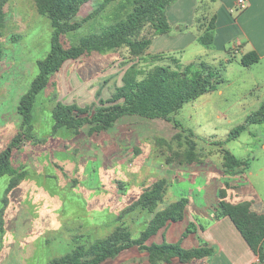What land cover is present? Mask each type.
<instances>
[{
  "label": "rangeland",
  "instance_id": "1",
  "mask_svg": "<svg viewBox=\"0 0 264 264\" xmlns=\"http://www.w3.org/2000/svg\"><path fill=\"white\" fill-rule=\"evenodd\" d=\"M102 1L90 0L83 5L77 16L82 25L65 35L67 46L78 44L82 37L102 30L132 9L131 0H116L94 18L84 20ZM212 4L217 8V3ZM5 9V26L0 36L4 49L0 66V152L23 130L18 106L39 72L38 61L51 50L53 33L50 19L39 13L35 0H7ZM145 34L150 35L149 27ZM213 46L210 49L196 41L185 52H176V56L183 62L201 57L221 67L228 52ZM147 56V62L135 58L126 47L93 51L66 61L51 76L35 103L33 137L23 138L14 148L13 166L25 174L24 178L10 186L15 178L13 174L0 177V264H49L70 251L77 241L88 243L107 237L124 224L133 237L141 235L153 213L136 209L119 218L129 206L116 213L118 203L114 197L123 193L125 187H142L135 176H126L124 169L134 165L135 159L141 163L143 159L139 157L144 154L140 149L130 158L131 150L121 152L113 145L114 140L126 146L137 142L150 148L151 144L144 141L160 138L152 145L158 153L149 154L148 163L156 162L157 155L168 161L175 153L184 154L190 148L188 139L195 142L194 157L199 156L200 160L190 163L185 160L187 154L175 160L172 168H178L182 176L189 175L187 172L198 174L199 169L208 171L209 175L198 176L193 184L177 181L171 184L175 197L189 200L188 212L196 224L192 231L215 250L211 257L193 264H224V256L216 257L224 242L221 237L224 222L214 225L224 217H213L220 211V189L225 191V200L249 201L254 210L263 212L264 122L252 124L236 139L227 140L229 133L246 123L248 116L264 102V86L250 90L259 73H264L263 64L249 67L234 62L225 71L221 68L218 89L187 102L172 114L171 120L127 115L107 131H94L91 124L77 132L63 128L54 131L52 114L57 104H76L89 109L101 102L109 104L106 101L123 85V76L132 65L146 72L157 63H172L171 57L160 55L163 58L157 62L149 52ZM218 141L224 144H217ZM62 142L68 143L64 152L55 149ZM222 147L250 161L239 176L224 174ZM146 185L145 181L143 186ZM103 186L105 190L99 191ZM163 204L161 201L159 209ZM185 222L187 229L189 221ZM181 224L178 221L177 226ZM162 235L167 236L165 231ZM137 257L136 263L144 264L139 254ZM128 261L124 253L102 264H129Z\"/></svg>",
  "mask_w": 264,
  "mask_h": 264
},
{
  "label": "trees",
  "instance_id": "2",
  "mask_svg": "<svg viewBox=\"0 0 264 264\" xmlns=\"http://www.w3.org/2000/svg\"><path fill=\"white\" fill-rule=\"evenodd\" d=\"M89 1L35 0L39 13L51 21L52 46L48 55L38 61L39 72L18 106L23 130L0 152V177L5 173L13 174L15 177L10 186H15L25 176L13 166L14 148L19 146L23 138L33 137L31 129L35 103L38 95L48 86L51 76L59 71L66 61L77 59L93 51L119 50L126 47L133 57L149 61L147 50L153 38L171 31L167 8L177 0H131L132 9L125 17L117 19L98 32L82 37L78 44L67 46L64 37L82 25V22L77 20V16L83 5ZM114 1L116 0H103L84 20L94 18ZM214 1L200 0L197 7L196 26L200 31L198 40L209 48L213 47L216 14L210 16L208 11ZM6 3L7 0H0V36L5 26ZM147 27L150 35L145 34ZM3 57L4 49L0 43V66ZM151 58L159 62L163 57L155 55ZM260 60L261 56L252 50L242 55L241 64L251 66ZM171 61L172 63L168 64L157 63L146 72L132 65L123 76V85L117 88L110 100L106 101L109 104L101 102L94 109L79 107L76 104H57L52 114L54 131L66 128L77 132L87 124H91L94 131H107L127 115L171 120L172 114L178 112L187 102L218 89L222 81L221 68L224 71L226 68L225 62L219 67L205 60L183 64L180 59L172 57ZM263 122L264 102L257 111L248 116L246 123L235 127L229 133L227 140L236 139L250 125ZM187 143L190 148L184 154L175 153L173 157L168 158L169 162L184 158L187 154L185 160L190 163L200 160L199 156L194 157L195 142L188 139ZM217 144L223 145L224 141H218ZM221 150L226 174L236 175L249 167L248 159H241L224 147ZM166 188V180L154 182L120 215L119 218H123L125 213L136 209L153 213L152 219L139 237H133L131 230L124 224L107 237L94 239L88 243L77 241L70 251L54 258L49 264H102L109 259L117 258L133 247L146 252L150 264L170 263L175 258L183 264H193L198 259L211 257L215 250L208 243L201 242L199 246L192 248L184 247L181 242L149 243L151 238L169 222L182 221L186 216L189 203L187 198H181L159 209ZM219 194L220 211L217 216L229 217L232 220L249 248L258 256L256 264H264V212L254 210L249 201L225 200L223 188L220 189ZM194 225L193 222L188 224L184 232L185 236L193 232L191 228Z\"/></svg>",
  "mask_w": 264,
  "mask_h": 264
},
{
  "label": "crops",
  "instance_id": "3",
  "mask_svg": "<svg viewBox=\"0 0 264 264\" xmlns=\"http://www.w3.org/2000/svg\"><path fill=\"white\" fill-rule=\"evenodd\" d=\"M199 1L200 0H177L167 8L168 20L170 21L172 26L171 31L166 34L155 36L149 49L147 50V54L149 52V54H151L152 56L163 55L171 58L178 57L176 56V52H185L186 49H188L190 45L196 41L200 43V41L198 40L200 31L196 26V17L198 15L197 7ZM246 1V8H244V10L242 11H237V7L239 6L237 0H215L214 3H217V8H214L212 5L208 11L210 13V16L216 14V27L213 45H215L216 48H224V52H228V56L224 55L223 59L224 62H227L226 70L234 62L241 64L242 55L252 50L256 51L261 56V60L256 64H263L264 66V0ZM192 26H195V28L197 27V29L192 28ZM210 49H212V47ZM213 58H216V56ZM178 59L182 61L181 58L178 57ZM202 60L204 59H202L201 57H197L196 59H190L187 62L182 61V63L189 64L192 62H200ZM259 74L261 75L256 77L255 82L251 85L250 90L255 88L256 86H264V73L260 72ZM159 139L155 137L148 138V140L144 141V143L147 145L148 142L149 144H151L150 148L145 146L141 147L139 146L140 143L138 144L137 142L130 146H126L122 143H119L117 140H114L113 143L115 144L113 145L117 149H120L121 152L125 151L126 153L127 151L129 152V150H131L132 153H130L131 155L129 154L130 158L137 152H140V149V153L144 154L139 157L143 159L141 163L140 161L135 159L134 165L129 166L128 168L126 167L124 169L126 171L125 175L128 177L135 176V179H137L138 182L142 184V187L139 189L128 186L129 188L125 187L123 193L117 194V196L114 197L115 201L118 203V205L116 206V208L118 207L116 213L119 214L121 208L124 209L130 206V204L135 202L140 197V195L146 188L150 187L151 184L158 180L164 179L167 182V188L165 191L166 195H164V204L162 205L163 209L170 203L181 198H185L175 197V192L171 189V184L176 181L177 183L187 182L189 184H193L197 181L198 176L209 175L208 171L199 169L197 170L198 174L187 172L189 173V175L185 174L184 176H182L180 175L178 168H172V166L176 163L175 161H166L159 155L155 157L156 162L148 163L147 158L149 154L158 153L157 148L152 147V145H156ZM66 144L68 145V143L65 142L58 143V146L55 147V149L64 152L67 149ZM51 145L54 146L52 143ZM117 145L124 146L117 147ZM47 150H49V147H46V151ZM75 151V153H77L76 149ZM149 160H152V158H150ZM113 162L116 163V158H114ZM120 163L121 162H117V165L119 164L122 166L123 164ZM173 172H178V175L174 176ZM224 174H226L225 170ZM240 174L241 173H238L235 176H239ZM46 176H49V174H46ZM140 178L141 181H139ZM145 181L148 182V186L146 185L147 187L143 186ZM130 184H132V182H130ZM135 186H137V184ZM104 190V186L100 187L99 189V191L101 192ZM127 195L131 196L129 198H124V196ZM213 215L212 216L216 219L219 218L218 216H215V213ZM186 220H188L189 223L193 222L195 224L192 219V215L190 214V212H188V206L186 216L181 221L183 223L181 224V227L177 226L178 222H169L167 226L163 228L164 230L161 229L157 235L151 238L149 243H161L163 241L169 240L168 242H181L182 245L186 248L199 246L201 244V241L197 238V234H195L196 232L189 233L186 236L184 235V232L186 231L185 226L187 225V223L185 222ZM221 221L224 222V235L221 236L224 239V242L222 241L223 245L216 257L224 256V264H256L258 262V256H256L249 248L242 234L236 228L232 220L229 217H224L221 220L219 219L214 225L219 226L221 224ZM163 231H165V234L167 236L162 235ZM124 253L126 256H128V262H130L129 264H137L136 262H138V254L140 256L139 259L142 260L141 262H144V264H150L147 257L148 254L146 252L139 251L137 247L126 250ZM165 264L183 263L175 258L170 263Z\"/></svg>",
  "mask_w": 264,
  "mask_h": 264
},
{
  "label": "built area",
  "instance_id": "4",
  "mask_svg": "<svg viewBox=\"0 0 264 264\" xmlns=\"http://www.w3.org/2000/svg\"><path fill=\"white\" fill-rule=\"evenodd\" d=\"M238 3V7H237V11H242L244 10V8H246L247 6V1L246 0H237Z\"/></svg>",
  "mask_w": 264,
  "mask_h": 264
}]
</instances>
